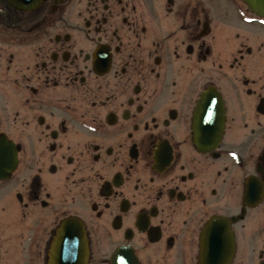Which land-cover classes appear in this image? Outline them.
Returning <instances> with one entry per match:
<instances>
[{"label":"flooded vegetation","instance_id":"flooded-vegetation-1","mask_svg":"<svg viewBox=\"0 0 264 264\" xmlns=\"http://www.w3.org/2000/svg\"><path fill=\"white\" fill-rule=\"evenodd\" d=\"M2 136L0 264H49L57 236L77 261L69 217L85 264H264V17L241 0H0Z\"/></svg>","mask_w":264,"mask_h":264},{"label":"water","instance_id":"water-1","mask_svg":"<svg viewBox=\"0 0 264 264\" xmlns=\"http://www.w3.org/2000/svg\"><path fill=\"white\" fill-rule=\"evenodd\" d=\"M11 3H13L16 6L19 7H29L32 4H35V2H37L38 0H9ZM248 7L251 9V11L255 12L257 15L260 16H264V0H243ZM204 105L205 103L203 102L202 104H198L197 109H196V117L197 119L195 120V130L198 129V131L200 130L201 126H202V121L204 119L202 111L204 110ZM218 107V106H216ZM220 114V113H219ZM200 116V117H199ZM210 121V120H209ZM218 125H220L221 121L218 117ZM214 129L218 130V126L215 127ZM220 130V129H219ZM194 134V142L197 144L198 147L202 146V143L204 142H216V140H218L219 136L221 133H193ZM9 142H7L5 139L2 138V141H0V152H3V150L7 147H9ZM11 146V145H10ZM64 226H68V225H76V227L78 226L80 228V223H78L77 221H65L63 223ZM81 230V228H80ZM80 242V249L82 246V241L81 239L79 240ZM53 246L55 247V242L53 243ZM69 257L66 256V260ZM78 264H84L85 262V258L82 255H79L78 257ZM129 258L132 261V257L129 256ZM63 264H67V263H63ZM118 264H122L121 260L118 261ZM127 264H130L129 262ZM132 264V262H131Z\"/></svg>","mask_w":264,"mask_h":264}]
</instances>
